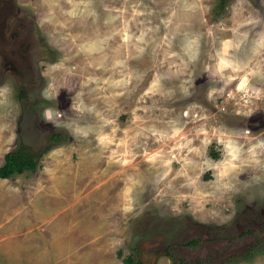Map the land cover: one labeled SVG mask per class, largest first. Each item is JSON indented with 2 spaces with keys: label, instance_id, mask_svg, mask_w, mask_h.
Here are the masks:
<instances>
[{
  "label": "rangeland",
  "instance_id": "374dc122",
  "mask_svg": "<svg viewBox=\"0 0 264 264\" xmlns=\"http://www.w3.org/2000/svg\"><path fill=\"white\" fill-rule=\"evenodd\" d=\"M220 1H16L0 264H264V0Z\"/></svg>",
  "mask_w": 264,
  "mask_h": 264
},
{
  "label": "trees",
  "instance_id": "16d2710c",
  "mask_svg": "<svg viewBox=\"0 0 264 264\" xmlns=\"http://www.w3.org/2000/svg\"><path fill=\"white\" fill-rule=\"evenodd\" d=\"M226 4V0H221L220 1V8L219 9H224ZM23 90L20 91L18 94V98L22 99L23 96ZM62 132L56 131L52 132L51 138L54 139V141H60L62 139ZM48 145L45 146L44 149H47ZM27 148V149H26ZM32 148V147H31ZM42 150H33L30 149L29 144L26 145L23 141L19 140V145L13 149L8 151L5 156H4V162L2 165H0V177H10L16 173H22V172H31L34 171L37 167L38 163V157L42 153ZM216 155V154H215ZM198 238H192L190 239L187 243L190 245H196L198 243ZM255 246V245H253ZM251 246V248H253ZM259 251H261V248H257ZM250 251V247H249ZM169 256L173 259V255L171 252H167ZM253 253L251 252L249 256H252ZM249 256L245 257L246 259L249 258ZM125 264H151L144 262L141 260L139 257L134 255V252L129 253L127 256L123 258ZM171 264H175V262H171ZM178 264H210L208 262H204L199 258H196L194 260L186 261V260H181L179 261Z\"/></svg>",
  "mask_w": 264,
  "mask_h": 264
},
{
  "label": "flooded vegetation",
  "instance_id": "af4514ba",
  "mask_svg": "<svg viewBox=\"0 0 264 264\" xmlns=\"http://www.w3.org/2000/svg\"><path fill=\"white\" fill-rule=\"evenodd\" d=\"M16 1L0 0V66L2 68L4 63L18 58L22 49L20 47L12 48V46H19L20 38L25 35L27 38L29 34V23L26 22L24 16L25 10L23 7L16 6ZM25 42L26 39L23 40L22 45ZM7 56H11L9 60H3Z\"/></svg>",
  "mask_w": 264,
  "mask_h": 264
},
{
  "label": "crops",
  "instance_id": "0c3cea01",
  "mask_svg": "<svg viewBox=\"0 0 264 264\" xmlns=\"http://www.w3.org/2000/svg\"><path fill=\"white\" fill-rule=\"evenodd\" d=\"M3 162H4V160L2 161V163H1L0 165H2V164H3ZM5 178H7V177H5Z\"/></svg>",
  "mask_w": 264,
  "mask_h": 264
}]
</instances>
